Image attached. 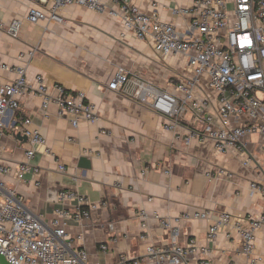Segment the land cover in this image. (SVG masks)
<instances>
[{"label":"crops","instance_id":"obj_1","mask_svg":"<svg viewBox=\"0 0 264 264\" xmlns=\"http://www.w3.org/2000/svg\"><path fill=\"white\" fill-rule=\"evenodd\" d=\"M131 4L143 14L174 24L177 31L187 30L190 16L179 12L189 10L192 0H131ZM104 5V12L65 6L60 11L63 23H25L15 39L0 30V62L9 68H0V86L13 81L15 69L25 66L29 82L40 74L49 88L59 85L67 92H83L99 116L95 124L73 128L59 117L56 106H49L44 117L39 97L21 99L19 109L4 119L0 166L16 167L24 161L29 143L20 127L25 118L44 136L50 155L43 147L36 148L32 164L39 174H27L22 182L14 175L0 176V181L14 188L25 207L47 226L55 219V210L75 208L74 202L58 201L62 190L75 191L97 205L88 219L63 220L68 238L86 249L89 263L119 264V258L126 256L140 264H155L146 258V246L165 248L170 236L157 220L149 218L147 240L138 239L137 214L145 210L149 216L156 212L163 218L179 219L177 242L181 246L195 239L199 247L209 250L207 255L189 257L187 264H197L202 258L212 264H249L240 254L238 236L228 226L221 227L212 241L207 232L222 213L248 223L264 211V197L251 193L249 187L252 182L264 185V138H244L243 151L250 157L244 167V157L237 150L219 154L211 141L199 142L194 137L188 145L184 142L200 133L206 114L215 111L216 96L209 88H193L196 98H208L209 110L197 116L188 109L175 132L166 131L163 119L132 96L109 90L108 84L123 70L130 79L180 96L176 87L183 80L190 81V73L185 56L161 55L149 40L123 34L119 20L106 13L113 4L105 1ZM29 6V0H0V21L8 24L23 19ZM28 51H33L31 59H21ZM81 159L87 160V168ZM58 165L65 171L60 172ZM207 171L212 177H207ZM206 211L211 213L207 220L183 219L186 214ZM101 245L107 249L101 250ZM254 253L260 259L256 264H264V227L255 234Z\"/></svg>","mask_w":264,"mask_h":264},{"label":"built area","instance_id":"obj_2","mask_svg":"<svg viewBox=\"0 0 264 264\" xmlns=\"http://www.w3.org/2000/svg\"><path fill=\"white\" fill-rule=\"evenodd\" d=\"M29 1L31 6L23 19H15L8 24L0 21V30L13 39L19 36L25 23H63L60 11L65 6L104 12V2L108 1L113 5L106 13L119 20L123 34H132L141 41L149 40L161 55L185 56L190 81L183 80L177 85L176 90L182 94L180 96L130 79L123 70L118 71L108 84V89L132 96L163 119L166 131L175 132L188 109H192L197 116L209 110L208 98L205 95L196 98L193 93V88H209L216 96L215 111L204 117L205 127L202 131L184 138V142L188 145L194 137L199 142L211 141L219 154L237 150L244 157L242 165H249L250 157L243 151L244 138L255 135L264 138V0H192L189 10L179 12L190 16L184 32L177 31L174 24L141 13L131 4V0ZM230 2L233 5L231 11ZM32 56L33 51H28L21 59L29 60ZM0 68L9 70L1 62ZM15 74L13 81L0 86V137L6 129V115L14 114L19 109L21 99L28 96L41 99L44 117H47L49 106H56L59 117L67 119L73 128L81 123L95 124L99 120L95 106L88 102L83 92H67L59 85L49 88L40 74L29 82L25 66L16 68ZM215 118L218 121L216 124ZM20 131L29 143L24 161L16 167L0 166V176L6 178L14 175L17 181L22 182L27 174H39V168L32 164L36 148L43 147L46 155H50V151L45 148V138L32 126L30 118L22 120ZM58 170L64 172L65 168L58 165ZM206 175L212 177L208 171ZM249 187L251 193L264 197V185L252 182ZM57 199L63 203L74 202L75 208L72 211L55 210V219L47 226L25 207L22 196L14 188H8L0 181V256L7 264H95L88 262V254L83 246H75L70 241L63 220L72 218L81 222L88 219L97 205L71 190L60 191ZM210 216L211 213L207 211L195 212L184 215L183 219L207 220ZM137 218L140 241L147 240L149 218L157 220L170 236L169 246L165 248L146 246L145 254L150 262L187 264L189 257L209 253L207 248L199 247L195 239H190L184 246L177 242L179 219L163 218L156 212L149 216L145 210H140ZM225 226L238 236L240 254L249 259V264H256L260 259L254 257L255 234L264 227V211L248 223L222 213L209 227L207 239L214 240L219 229ZM81 239L82 236H78L79 242ZM100 248L103 251L107 249L106 245ZM119 264L140 262L121 256ZM197 264L212 263L202 258L197 260Z\"/></svg>","mask_w":264,"mask_h":264},{"label":"water","instance_id":"obj_3","mask_svg":"<svg viewBox=\"0 0 264 264\" xmlns=\"http://www.w3.org/2000/svg\"><path fill=\"white\" fill-rule=\"evenodd\" d=\"M81 164H83V167L87 168L88 167V162L87 160L81 159L80 161ZM86 165V166H85ZM0 263L1 264H7L6 261L4 260V258L2 256H0Z\"/></svg>","mask_w":264,"mask_h":264},{"label":"rangeland","instance_id":"obj_4","mask_svg":"<svg viewBox=\"0 0 264 264\" xmlns=\"http://www.w3.org/2000/svg\"><path fill=\"white\" fill-rule=\"evenodd\" d=\"M233 9V5H232V3L230 2L229 3V10L231 11ZM259 97H260V95H258Z\"/></svg>","mask_w":264,"mask_h":264}]
</instances>
